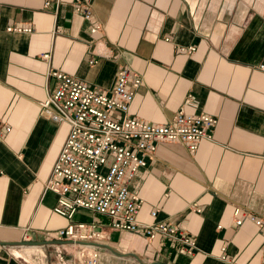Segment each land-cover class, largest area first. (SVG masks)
I'll return each mask as SVG.
<instances>
[{"label": "crops", "instance_id": "crops-1", "mask_svg": "<svg viewBox=\"0 0 264 264\" xmlns=\"http://www.w3.org/2000/svg\"><path fill=\"white\" fill-rule=\"evenodd\" d=\"M71 1L44 8L42 0H0V123L11 128L0 137V241H19L24 229L33 241H50L68 223L44 191L69 131L41 110L54 84L46 82L49 68L109 91L128 66L142 79L130 115L155 124L178 110L218 119L213 138L194 152L179 142L158 144L132 187L142 199L139 222L149 224L157 210V220L183 228L196 247L189 254L165 237L113 230L87 210L74 221L96 222L105 232L101 243L144 263L261 264L264 226L250 219L237 225L233 211L264 219V0H85L103 26L99 33ZM15 26L33 30L7 31ZM7 247L0 246V264H57L47 252L63 248L38 246L31 263ZM104 252L99 264H139Z\"/></svg>", "mask_w": 264, "mask_h": 264}, {"label": "built area", "instance_id": "built-area-1", "mask_svg": "<svg viewBox=\"0 0 264 264\" xmlns=\"http://www.w3.org/2000/svg\"><path fill=\"white\" fill-rule=\"evenodd\" d=\"M58 2L42 0V6L48 8ZM71 5L83 19L92 21L89 25L91 33L102 31L103 26L95 22L87 1L72 0ZM32 30L31 26L7 28L9 32L28 33ZM165 40L169 41V38ZM175 48L181 52L195 50L194 46L177 45ZM42 58L49 60L50 54L43 53ZM258 67L264 70V63H259ZM51 81L54 84L48 88L41 110L51 121L69 125L44 186V191H50L56 197L52 210L68 220L54 239L71 240L72 243L62 247H72L74 254L64 257L63 251L57 249L61 264H99L102 256V248L76 243L78 240L100 242L105 237L104 229L96 222L74 221L79 210L107 218L113 230L141 232L148 239L165 237L192 254L196 247L195 238L180 226L157 220V210L151 211L153 220L149 224L138 221L142 199L132 187L134 177L147 167V159L155 153L158 144L179 142L194 152L200 141L213 138L218 119L204 112L187 114L178 110L169 122L155 124L130 115L128 107L142 79L128 66L117 70L115 83L109 91L100 90L59 69L49 68L46 82ZM10 129L0 123V137ZM233 218L237 225L250 219L257 227L264 226V219L241 207L234 208ZM19 241H32L28 229L23 230ZM222 250L221 260L228 261L225 247ZM260 260L264 264V249Z\"/></svg>", "mask_w": 264, "mask_h": 264}, {"label": "water", "instance_id": "water-1", "mask_svg": "<svg viewBox=\"0 0 264 264\" xmlns=\"http://www.w3.org/2000/svg\"><path fill=\"white\" fill-rule=\"evenodd\" d=\"M58 244V245H64L66 243H72L71 240H57V239H51L50 241H0V246H15V247H21V245H27V246H41V245H47V244ZM78 243H84V244H88L91 246H97L100 247L104 250H109L110 252L114 253L115 255L119 256V257H132L134 258L139 264H162L158 261H151V263H144L137 254H134L132 252H118L113 250L108 244H103L101 242H97V241H93V242H85V241H81L78 240Z\"/></svg>", "mask_w": 264, "mask_h": 264}, {"label": "rangeland", "instance_id": "rangeland-1", "mask_svg": "<svg viewBox=\"0 0 264 264\" xmlns=\"http://www.w3.org/2000/svg\"><path fill=\"white\" fill-rule=\"evenodd\" d=\"M33 241V240H32ZM38 246H35L34 248H31V246H28V248L27 249H25V247H23V246H21L20 247V249H19V247H15V246H13V247H7L9 250H10V252H11V254H13L14 255V253H13V249H15V250H17L19 253H20V257L22 258V257H24L25 259H27L28 261H30L31 263H33L32 262V260L33 259H36L37 257H35V256H33V255H30L34 250H36V248H37ZM61 250L63 251V253H64V257L65 256H67V255H70V256H72V254H74V249L72 248V247H69V246H66V247H64V248H61ZM102 258H103V256H104V250H102ZM35 253V252H34ZM16 257H18L17 255H15ZM37 256V255H36ZM38 257H39V255H38ZM47 257H48V260L49 261H51V259L53 258V261L56 263L57 262V264H61V262L58 260V257H57V254H56V251H54V253L52 252V253H50V252H47ZM65 259V258H64ZM37 260V259H36ZM39 260V259H38ZM71 260H72V258H71ZM123 264V263H122Z\"/></svg>", "mask_w": 264, "mask_h": 264}, {"label": "bare ground", "instance_id": "bare-ground-1", "mask_svg": "<svg viewBox=\"0 0 264 264\" xmlns=\"http://www.w3.org/2000/svg\"><path fill=\"white\" fill-rule=\"evenodd\" d=\"M21 246H23V247H25V249H27L28 248V246L27 245H21ZM37 246V245H36ZM13 253H14V255H17L18 257H20L21 255H20V253L17 251V250H15V249H13Z\"/></svg>", "mask_w": 264, "mask_h": 264}]
</instances>
